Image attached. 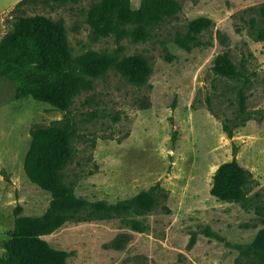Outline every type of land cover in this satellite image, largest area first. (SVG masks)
<instances>
[{
  "label": "rangeland",
  "instance_id": "rangeland-1",
  "mask_svg": "<svg viewBox=\"0 0 264 264\" xmlns=\"http://www.w3.org/2000/svg\"><path fill=\"white\" fill-rule=\"evenodd\" d=\"M20 1L0 0V39L18 16L43 15L64 24L73 59L91 52L142 56L151 66L145 84L130 82L117 67L85 76L88 84L68 113L73 155L61 175L89 206L84 214L144 193L156 199L154 209L94 215L43 239L68 254L66 264H258L245 251L264 228V0H177L181 10L144 39L97 36L89 12L101 0H28L16 8ZM130 2L139 9L142 0ZM200 17L212 20L197 35L200 45L182 46L179 38ZM223 53L241 73L237 79L213 72ZM36 71L0 77V258L16 210L39 217L52 200L29 181L24 160L33 127H50L66 113L16 98L19 86H32L25 75ZM232 160L255 181L241 203L211 195L215 170ZM133 220L143 232L133 230Z\"/></svg>",
  "mask_w": 264,
  "mask_h": 264
},
{
  "label": "trees",
  "instance_id": "trees-1",
  "mask_svg": "<svg viewBox=\"0 0 264 264\" xmlns=\"http://www.w3.org/2000/svg\"><path fill=\"white\" fill-rule=\"evenodd\" d=\"M27 1L21 0L16 8L24 6ZM180 10L177 0H142L139 9H133L130 0H101L91 8L89 23L100 37L114 35L120 39L131 33L138 39H144L152 26L175 16ZM211 25L212 20L208 18L191 21L187 35L179 38L180 44L186 48L199 46L201 42L197 35ZM130 27H133L132 31ZM258 39L264 40V30L259 33ZM26 67L37 71L25 75L26 82L32 86H19L16 98L30 96L66 115L63 121L50 127L36 126L31 131L32 141L25 156L24 172L32 184L49 192L52 200L45 214L39 217L18 216L21 209L16 210L14 229L9 233L6 253L0 258V264H66L68 254L51 247L43 237L72 221L91 220L94 215L107 219L114 213L130 210L142 215L151 212L156 205V199L144 193L131 201L116 206L100 205L95 211L84 214L89 206L75 196L61 175L73 155V123L68 113L75 97L88 84L85 76L97 78L117 67L130 82L145 84L151 76V66L142 56L120 59L117 55L91 52L73 59L64 24L35 15L18 16L11 29L0 39V76L7 77L8 71ZM213 72L230 80L241 75L229 53L217 56ZM225 129L229 130L227 125ZM254 182L253 174L232 160L218 167L213 176L211 195L220 202L241 203L246 201ZM130 224L133 230L144 231L143 225L137 221L133 220ZM245 254L256 259L258 264H264V228L258 232Z\"/></svg>",
  "mask_w": 264,
  "mask_h": 264
},
{
  "label": "water",
  "instance_id": "water-1",
  "mask_svg": "<svg viewBox=\"0 0 264 264\" xmlns=\"http://www.w3.org/2000/svg\"><path fill=\"white\" fill-rule=\"evenodd\" d=\"M218 170V168L215 170V172Z\"/></svg>",
  "mask_w": 264,
  "mask_h": 264
},
{
  "label": "crops",
  "instance_id": "crops-1",
  "mask_svg": "<svg viewBox=\"0 0 264 264\" xmlns=\"http://www.w3.org/2000/svg\"><path fill=\"white\" fill-rule=\"evenodd\" d=\"M0 77H2V76H0ZM3 78H6V77H3Z\"/></svg>",
  "mask_w": 264,
  "mask_h": 264
}]
</instances>
